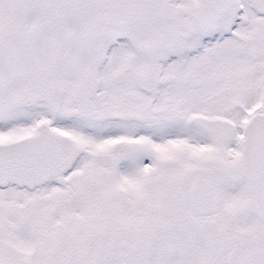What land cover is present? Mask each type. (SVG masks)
<instances>
[{"label": "snow or ice", "instance_id": "snow-or-ice-1", "mask_svg": "<svg viewBox=\"0 0 264 264\" xmlns=\"http://www.w3.org/2000/svg\"><path fill=\"white\" fill-rule=\"evenodd\" d=\"M0 264H264V0H0Z\"/></svg>", "mask_w": 264, "mask_h": 264}]
</instances>
